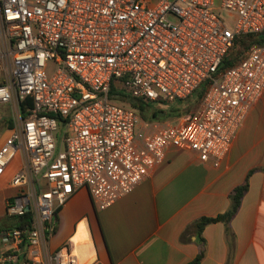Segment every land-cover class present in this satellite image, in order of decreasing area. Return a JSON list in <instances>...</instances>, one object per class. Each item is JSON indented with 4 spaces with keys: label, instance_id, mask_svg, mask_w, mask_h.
Returning <instances> with one entry per match:
<instances>
[{
    "label": "built area",
    "instance_id": "1",
    "mask_svg": "<svg viewBox=\"0 0 264 264\" xmlns=\"http://www.w3.org/2000/svg\"><path fill=\"white\" fill-rule=\"evenodd\" d=\"M249 35L255 39L241 48ZM259 37L264 0H0V69L11 61L0 105L13 106L0 176L20 159L7 215L32 218L30 228L7 229L0 242L41 250L43 260L24 264H79L71 244L54 253L47 246L55 213L78 190L106 210L134 192L170 147L219 166L264 96ZM234 50L238 60L225 66ZM204 85L198 109L174 125L159 116L149 122L133 106L168 109ZM16 259L0 252V264Z\"/></svg>",
    "mask_w": 264,
    "mask_h": 264
},
{
    "label": "crops",
    "instance_id": "2",
    "mask_svg": "<svg viewBox=\"0 0 264 264\" xmlns=\"http://www.w3.org/2000/svg\"><path fill=\"white\" fill-rule=\"evenodd\" d=\"M19 165L14 160L0 176V230L11 226L7 204L17 194L11 180ZM248 177L249 190L229 226H206L204 245L193 230L182 241L199 219L227 212L232 191ZM65 244L72 245L79 264H189L202 252L199 264H264V96L219 166L170 147L134 192L106 210L95 207L86 189L78 190L60 208L57 230L47 241L50 253ZM0 252L16 255L7 264L44 259L28 243L0 242Z\"/></svg>",
    "mask_w": 264,
    "mask_h": 264
},
{
    "label": "trees",
    "instance_id": "3",
    "mask_svg": "<svg viewBox=\"0 0 264 264\" xmlns=\"http://www.w3.org/2000/svg\"><path fill=\"white\" fill-rule=\"evenodd\" d=\"M254 36H247L244 38H241L239 41V45L241 48L245 49L246 47H248V45L250 44L251 40H254ZM257 41L263 42L264 38H257ZM237 54V55H236ZM238 54H239V50H234L232 57H229L226 62H225V66H229L232 65L234 62H236L238 60ZM206 91V85L202 86L197 92L196 94L190 98L187 102L185 103H176L175 105H172L170 107H168L167 110H161L159 112H155L153 114V116L155 118H158V115L160 113H165V114H169V115H177L178 117L185 114V113H190V112H194L193 108H198L200 106V103L202 101V98L204 96V93ZM193 99H195V105H193L192 101ZM183 105H186L187 108L186 110H182L181 107ZM134 107H136L138 110H140L141 115L144 117V113L148 110L151 109L150 105H146L143 103H134L133 104ZM185 112V113H183ZM183 113V114H182ZM12 126V122H9V128ZM254 173L251 172L249 177ZM249 177L247 178V180L245 181L244 184L237 186L231 193L230 195V199H231V206L228 209L227 212L220 214L216 217H203L201 219H199L198 221H196L190 228H188L185 233L182 236V241L186 242L187 241V235L189 234V232L191 230L194 231V233L197 235V239L198 241L204 245L205 240L203 238V232L204 229L206 228V226L210 225V224H214V223H219V222H223L226 226H229V224L231 223V221L234 219V217L237 215L241 204H242V200L245 196V194L248 192L249 190ZM60 209L55 213V218H54V223L52 226V229L50 231V235L52 236L56 230H57V224H58V214H59ZM11 220V228H18V229H27L30 228L32 225V218H31V214L27 213L24 216H19V217H10ZM2 232H5V229H1L0 230V235ZM50 236V237H51ZM204 256V252H202L193 262L189 263V264H199L200 261L202 260Z\"/></svg>",
    "mask_w": 264,
    "mask_h": 264
},
{
    "label": "rangeland",
    "instance_id": "4",
    "mask_svg": "<svg viewBox=\"0 0 264 264\" xmlns=\"http://www.w3.org/2000/svg\"><path fill=\"white\" fill-rule=\"evenodd\" d=\"M220 3V0H217V4ZM222 19L226 22V24L229 27H232V22L230 21L228 15L226 12H222L221 14ZM11 69V61L6 60L5 61V67L0 69V81H4L5 78L7 77L6 75L10 72ZM195 99H193V105H195ZM161 105H153L151 106V109L146 111L144 113V119L149 121V122H156L157 119L153 116V110L154 108H159L162 110H167L166 107H163ZM187 106L183 105L181 107L182 110H186ZM198 108H193L194 111H196ZM185 113V112H183ZM182 113V114H183ZM166 115V114H165ZM177 115H169L167 114L164 118H162V121H167L169 123H172L173 125L175 124V118H177ZM9 122H13V106L12 105H0V141L2 140V137L7 134L8 128H9ZM20 163V159L17 158L15 160V164L18 165ZM15 166V165H14Z\"/></svg>",
    "mask_w": 264,
    "mask_h": 264
},
{
    "label": "water",
    "instance_id": "5",
    "mask_svg": "<svg viewBox=\"0 0 264 264\" xmlns=\"http://www.w3.org/2000/svg\"><path fill=\"white\" fill-rule=\"evenodd\" d=\"M165 115V113H162L161 115H160V117H162V116H164Z\"/></svg>",
    "mask_w": 264,
    "mask_h": 264
}]
</instances>
